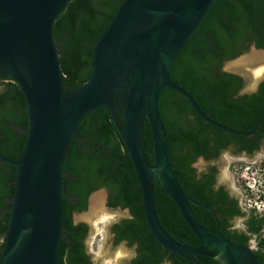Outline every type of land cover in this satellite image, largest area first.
<instances>
[{
  "label": "water",
  "instance_id": "95a60500",
  "mask_svg": "<svg viewBox=\"0 0 264 264\" xmlns=\"http://www.w3.org/2000/svg\"><path fill=\"white\" fill-rule=\"evenodd\" d=\"M69 1L0 0V77L8 76L20 86L29 119L28 128L23 129L27 140L21 155L13 158L0 153L2 163L16 167V189L0 264H58L64 159L82 120L99 107L110 111L123 138L142 192L149 231L159 244L197 257L208 255L204 250L212 248L215 253L211 256L218 264H261L250 245L235 243L199 221L191 207V202H198L184 191L166 149L168 135L160 111L164 88L181 93L205 122L225 132L250 136L264 119L263 113L249 131L224 125L211 118L188 90L171 78L178 53L216 0H122L93 45L89 80L65 89L53 25ZM252 48L264 52L254 44ZM122 107L120 123L116 112ZM146 119L154 164L143 148ZM155 183L175 202L199 238V246L180 243L163 229L155 209ZM98 190L106 193L105 188ZM96 191L89 195V205Z\"/></svg>",
  "mask_w": 264,
  "mask_h": 264
},
{
  "label": "trees",
  "instance_id": "16d2710c",
  "mask_svg": "<svg viewBox=\"0 0 264 264\" xmlns=\"http://www.w3.org/2000/svg\"><path fill=\"white\" fill-rule=\"evenodd\" d=\"M122 0H70L53 25L58 45L65 89L86 83L93 71L92 48L100 33L109 24ZM264 48V0H216L196 32L178 53L171 70V78L188 90L200 107L214 120L234 129L249 131L264 113V80L257 90L241 93L244 80L239 74L223 70L227 60L242 54L250 45ZM0 78V153L19 157L24 149L29 119L26 101L20 86L8 76ZM119 92L114 95L116 103ZM123 107L116 112L123 121ZM160 111L167 129L166 149L173 171L188 196L210 205L208 174L197 179L192 163L199 157L211 160L227 150L252 154L264 149V119L255 134L250 136L225 132L205 122L184 96L164 88L160 97ZM19 126L21 128H16ZM144 153L155 163L153 140L148 119L142 134ZM16 167L0 161V236L4 239L9 220L11 199L14 196ZM100 188L108 190V206L129 208L133 217L125 220L121 235L132 240L142 239L141 251L152 258L153 264L167 257L172 264H218L211 255L170 251L159 244L149 231L142 204V192L135 168L123 138L106 107L89 113L80 123L68 146L62 171L63 232L58 264H89L84 252L89 226L85 222L73 224V212L85 211L89 195ZM155 209L166 233L174 240L199 246V238L185 222L177 205L155 183ZM199 221L215 226L211 212L191 202ZM239 213V212H238ZM264 218L252 214L248 224L258 231ZM74 230V233H69ZM223 230V229H222ZM235 243L246 244L249 236L234 237L223 230ZM4 240L0 242V254ZM255 255L264 264V239ZM246 264H248L246 262Z\"/></svg>",
  "mask_w": 264,
  "mask_h": 264
},
{
  "label": "rangeland",
  "instance_id": "374dc122",
  "mask_svg": "<svg viewBox=\"0 0 264 264\" xmlns=\"http://www.w3.org/2000/svg\"><path fill=\"white\" fill-rule=\"evenodd\" d=\"M253 51L252 45H250L238 57L227 60L223 65V70L243 77L244 84L241 93L255 91L258 83L264 78V57L258 59L260 61H250L249 59L241 61L243 57ZM211 165L216 167L220 180L238 194L246 212L254 214L256 219L264 218V149L252 154L227 150L211 161L207 162L199 157L195 162L198 169H206ZM97 191L102 192V190ZM102 199L101 208L92 217L86 218L84 215L90 209L88 204L85 211L75 214V220L79 218L89 226L86 244L95 264H128V254H126L124 245L119 246L113 252L109 248L111 245L110 226L113 222L126 216V212L107 207V191L102 194ZM253 234V242L250 244L255 250L260 248L259 242L264 239V222L260 229ZM3 240L0 236V242Z\"/></svg>",
  "mask_w": 264,
  "mask_h": 264
},
{
  "label": "flooded vegetation",
  "instance_id": "af4514ba",
  "mask_svg": "<svg viewBox=\"0 0 264 264\" xmlns=\"http://www.w3.org/2000/svg\"><path fill=\"white\" fill-rule=\"evenodd\" d=\"M5 76L0 77L4 82L6 81L4 79ZM264 78L260 81L262 82ZM259 82V83H260ZM258 83V85H259ZM2 85H0L1 89ZM258 88V86H257ZM256 88V90H257ZM16 128L20 129L19 126ZM23 131V129L21 130ZM246 153V152H245ZM204 159V157H202ZM206 160V159H204ZM213 160V159H211ZM208 160V161H211ZM207 161V160H206ZM207 161V162H208ZM196 162V161H195ZM195 162L192 163V167L195 169V175L197 179L202 178L204 175L208 174V180L210 181V189H209V195L212 198V201L210 205H205L204 203L198 202L195 203L198 206H203L207 210L211 212L212 218L214 220V229H217L224 233L223 231H228L230 234H232L234 237H238L239 235H247L249 236V239L246 244L250 245V243L253 242L252 235L253 231H251L248 221L252 214L246 212V209L244 208L242 201L238 194L231 190L227 184H225L224 181L220 180L218 176V172L216 170V167L214 165L208 166L206 169H198L195 166ZM106 189V188H105ZM107 191V200L106 205L109 209H116L123 212H126V216L122 217L119 221L113 222L110 226V249H112V252L115 251L119 246L124 245L126 247V254H128V264H153L151 262L152 258L155 257H146L145 254L141 251V245L143 243L142 239H134L130 236H122L120 239H116L115 237L119 234L121 235V232H123V228L125 227V220L130 219L133 217V214L129 208H122V207H110L108 206V190ZM89 199V198H88ZM83 212V211H81ZM239 212V213H238ZM80 212H73V224H78L83 221H76L75 220V214ZM243 221V222H242ZM86 223V222H85ZM223 229V230H222ZM69 233H74V230H70ZM255 233V232H254ZM227 236V235H226ZM228 237V236H227ZM230 238V237H229ZM86 244V240H85ZM244 244V243H242ZM252 247V246H251ZM254 250V249H253ZM256 250V249H255ZM254 250V252H255ZM84 252L87 255V258L89 260V264H95L94 259L91 257V254L88 250L87 244L84 247ZM158 264H172L170 260H168L167 257H164L163 260Z\"/></svg>",
  "mask_w": 264,
  "mask_h": 264
},
{
  "label": "bare ground",
  "instance_id": "6f19581e",
  "mask_svg": "<svg viewBox=\"0 0 264 264\" xmlns=\"http://www.w3.org/2000/svg\"><path fill=\"white\" fill-rule=\"evenodd\" d=\"M263 57H264V52L253 51L249 55H247L244 58H242L241 61L242 60H245V59H249L250 61H253V60L261 59ZM258 61H260V60H258ZM101 200L103 202L101 192H98V193L94 194L91 197V200H90V209H89L88 212H86L84 214L86 218L92 217L96 212L99 211V209L101 208Z\"/></svg>",
  "mask_w": 264,
  "mask_h": 264
}]
</instances>
